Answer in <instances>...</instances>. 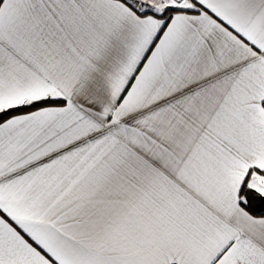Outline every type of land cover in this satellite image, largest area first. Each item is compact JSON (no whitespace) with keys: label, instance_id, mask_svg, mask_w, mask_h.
<instances>
[{"label":"snow or ice","instance_id":"6c2138e0","mask_svg":"<svg viewBox=\"0 0 264 264\" xmlns=\"http://www.w3.org/2000/svg\"><path fill=\"white\" fill-rule=\"evenodd\" d=\"M0 264H264V0H0Z\"/></svg>","mask_w":264,"mask_h":264}]
</instances>
